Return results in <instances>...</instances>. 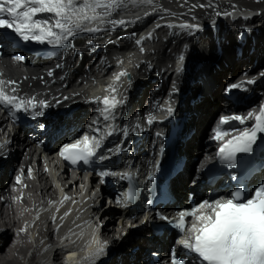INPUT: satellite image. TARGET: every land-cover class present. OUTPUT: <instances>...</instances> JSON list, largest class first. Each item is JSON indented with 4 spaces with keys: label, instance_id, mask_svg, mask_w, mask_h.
<instances>
[{
    "label": "bare ground",
    "instance_id": "1",
    "mask_svg": "<svg viewBox=\"0 0 264 264\" xmlns=\"http://www.w3.org/2000/svg\"><path fill=\"white\" fill-rule=\"evenodd\" d=\"M255 2L257 3L255 4ZM208 3L209 0H155L154 5H138L132 3L131 0H126V7L113 14L112 19H124L130 22L115 27L111 24L103 25L102 27L105 28V31L95 34L93 38L87 40L92 42H104V49L107 51L110 49L108 37L117 35L118 31L124 28L133 27L137 18L145 20L157 19L158 17H174L173 19H175L180 16L189 17L191 19L210 18L214 15L216 9L222 7V4L235 5L238 3L250 6L254 11L261 10L262 16L258 15V17L252 21L248 26V33L255 32L257 25H262L264 18V0H211L213 7L202 8L198 6L201 4L207 5ZM193 5H197V7H193ZM145 13L151 14L146 15ZM172 13L175 15H172ZM181 21L184 23L194 22V20ZM226 25L228 24L224 23V26ZM217 29L219 31L218 33L213 30L202 32L204 35L203 37L206 36L205 41L207 42V46L196 44V47L200 46V49H202V56H206L207 52H209V56L211 57L209 59L193 58L192 55L195 44H193V39L186 40L185 36L182 38H175L173 41H168L165 44L161 42L152 44V48L158 49L161 52L152 54L154 56L153 58L151 56L146 57V59L151 61L150 65L153 66V69H164L161 78L166 76L169 69H173L174 71V69L181 65L179 61L175 64L171 63L173 60L171 54L177 49L183 47L184 53L190 54L193 59H199V62H201L200 68L188 69L189 75L192 77L191 79H200L204 81L202 85L194 83L191 88H187L191 94V98L199 103L193 108L188 109V112L191 113L192 116L187 124L195 129V135L185 144L183 150V153L187 155L189 159L193 151L200 153L207 148V153H210L212 150L213 144H208V142L204 143L203 140L209 137L205 131L206 129H210L214 122L213 116L219 110L218 101L223 100L222 94H219V92L217 94L219 90L218 87L221 85L218 84L219 78L225 73L235 74L237 71L243 73V69L246 73V70L251 66H253V69H256L261 65L264 59L263 28L262 32L252 34V38H255V45L251 44L252 38L250 36H248L249 39L244 43L245 39L239 36L240 32L235 23H231L226 32L223 31V25L219 24ZM164 34L165 33L161 30H157L153 35L154 38L158 39ZM211 35H215L217 40H215V38H209ZM231 36H233L232 39ZM76 42L78 43V48L83 47V44H81L78 39H76ZM240 45H243V47ZM88 47L89 45L84 47L83 59H85L91 50V48L88 49ZM100 47L101 45L99 48ZM218 48H220V50H218ZM252 49L254 52L250 54ZM109 55L114 56L112 52H109ZM79 62L80 61L76 58L70 60L68 67H65L66 76L70 77L78 73L77 65ZM214 66H217V70L220 71L215 70ZM0 68H2L5 73L12 74L13 72L9 69L11 68L9 63H3ZM92 68L93 66L90 67V70ZM263 69L264 65L261 67V71ZM140 71L141 69L139 73ZM83 74H85L84 68L80 76H75L73 82L68 84L69 86L66 91H72L77 88L83 90ZM149 79H151V77ZM223 81L224 84L225 80ZM163 84L165 85L166 82ZM204 87H206V89H204ZM261 88L260 92L264 87ZM258 90L259 89H257V91ZM211 98L212 100H210ZM253 98L255 100L258 99L256 94L253 95ZM255 100L252 99V101ZM216 116H218V114ZM79 117L80 114H76L75 122H77ZM7 148L5 152L8 154L7 160L5 162L0 161V264H46L45 258L40 256L41 251L43 254L46 253L43 251L44 246H46V249L48 246L52 248V251L49 252L52 264H57L61 259H63V263L60 262L59 264H87L89 260L85 261L82 256L77 258L70 250L77 251V249H79L81 254L87 257L89 252L95 248L94 244H90L95 236L93 232L95 227L88 225L87 222L99 216L100 224L101 219L103 220L109 217L101 229V236L103 238H109L111 233H115V226L113 227V223H115L116 215L113 214L110 209L107 212L101 213L102 208L95 205L100 197L93 196L89 201L88 211L90 212V218L88 215H83L77 223L76 217L73 215L75 207L70 208V201H63V203H61L63 198L62 194L56 191L57 188L64 185V177H61L59 180H55L51 177L47 166L36 160L37 152L34 150L31 143L23 144L18 141V139L13 138L12 144ZM255 148H257V146H253V149ZM1 149L0 147V151ZM189 166L193 168L194 164L190 162ZM29 170H31V176L28 175ZM17 176H20L22 180L19 184L16 181ZM182 182L183 180L177 181L175 187L180 189V187L183 186ZM88 184L93 186L95 184V179H91ZM72 185H79L81 189L84 190V185L80 178H78L76 182L74 181ZM68 189L70 190V188ZM179 192L182 191L179 190ZM101 200V204H104L105 200L103 198H101ZM105 208H108V206H105ZM68 209H70V211ZM66 212L69 213V215L65 216ZM53 217H55V220H53ZM30 223H32V226L29 228ZM134 224V222L130 223V227ZM67 227H69L70 230L60 235V232ZM121 227L123 228V225ZM125 227L127 229V225ZM21 229L24 230L21 231ZM146 230L147 231L144 233H138V236L135 233L127 232L120 244H115L112 248V252L114 251L115 253H113L114 255H109V257H112L111 264L114 263L116 259L115 256L121 258L122 264H144L145 262L141 260L142 257L152 253L162 252L168 248L170 239L166 237V230H164L163 235L160 237L150 235L151 232H149L148 229ZM26 232L27 234L30 232V236H28ZM67 237L68 239L66 240ZM144 238H148V241ZM57 242H68L70 244V250L65 251L61 248V251H59L55 249ZM116 245L117 247L115 248ZM146 251H148V253ZM109 257L105 264L109 261ZM130 258L132 262L129 263L128 259Z\"/></svg>",
    "mask_w": 264,
    "mask_h": 264
},
{
    "label": "snow or ice",
    "instance_id": "2",
    "mask_svg": "<svg viewBox=\"0 0 264 264\" xmlns=\"http://www.w3.org/2000/svg\"><path fill=\"white\" fill-rule=\"evenodd\" d=\"M131 2L138 5H154L155 0H131ZM198 6L213 7L211 0L207 5ZM125 7L126 0H0V29L10 30L24 42L34 41L61 46L77 33L98 34L105 31L102 25L111 24L115 27L129 23L130 21L124 19H112L113 14ZM230 14L225 13V15ZM172 15L175 14L172 13ZM166 26L177 27L172 24ZM156 27L161 25L157 24ZM178 27L199 30L198 25L187 23L180 24ZM189 34L191 35L192 32ZM150 37L151 33H149ZM137 43L141 41L137 40ZM13 59L23 62L25 58L16 55ZM183 59V56L179 57L181 62ZM51 74L50 72L49 75ZM128 76L127 71L115 74L114 83L105 88L109 95L94 97L90 101L101 105L97 108V112L105 122L115 120L116 109L125 103L123 99H118V92L121 78ZM261 76H264V73H261ZM255 82V80L247 81L248 84ZM239 87L241 85L232 84L229 89ZM0 106L6 108L13 117L15 113L25 112L35 118L43 115V109L51 105L46 100H37L35 96L19 95L16 81L0 79ZM167 112L171 115L173 109L168 107ZM249 119L253 120L251 127H245L242 131L235 127V124L245 125ZM154 121L155 117L151 115L147 117L149 125ZM93 124L98 125V121H93ZM90 128L94 134L85 133L72 143L61 147L59 155L71 165L80 163L89 165L94 161H104L109 158L103 155L101 150L105 136L115 133L114 126L106 124L103 133L99 126L94 128L90 126ZM213 131L212 139L220 144L216 152L218 160L229 168L235 167L237 156L251 153L258 134L264 133V104L260 106L258 113L250 111L247 117L235 114L222 115L218 126ZM233 132L237 135L232 136ZM123 134L127 135V129ZM157 135L159 136L160 133ZM229 136H231L230 139H225ZM109 151L112 150L109 149ZM112 174L106 171L98 173L102 183L104 177ZM28 175L31 176V170ZM121 178L128 179L130 184L117 203L127 206L136 201L137 190L131 183L133 181L131 174H122ZM16 181L19 184L21 177L17 176ZM67 215L69 213H65V216ZM160 218L169 220V217L163 215H160ZM188 218H192L190 227L187 226ZM169 222L180 233L181 238L176 243L186 252L194 254L191 264H264V184L257 186L247 198L243 190L238 189L232 192L229 198L203 200L190 209L181 210L178 219L169 220ZM90 244H95L96 247L85 259L94 261L105 252L107 241H100L94 236ZM171 264H190V262L179 259L176 256V249L173 248Z\"/></svg>",
    "mask_w": 264,
    "mask_h": 264
},
{
    "label": "rangeland",
    "instance_id": "3",
    "mask_svg": "<svg viewBox=\"0 0 264 264\" xmlns=\"http://www.w3.org/2000/svg\"><path fill=\"white\" fill-rule=\"evenodd\" d=\"M250 10V9H249ZM251 11V10H250ZM259 11H261L260 9H259ZM165 22H167V21H165ZM232 37L233 36H231V39H232ZM211 39H213V38H211ZM202 42H199V44H201ZM264 44V43H263ZM197 50V51H196ZM254 52V50L252 49V51H250V54H252ZM192 57L193 58H199V59H202V58H211L210 56H209V52H207V55L206 56H202V49H200V46H197L196 47V44H195V47H194V52H193V55H192ZM199 59H195L194 61H199ZM207 60V59H206ZM210 62V61H209ZM214 69L215 70H217V66H214ZM217 71H220V70H217ZM243 72H244V69H243ZM237 73H240V71H237ZM229 77V74L228 73H225L223 76H221L220 78H219V81H218V84L220 85L218 88H219V90H218V88H217V94H218V92H219V94H221V89H222V85H224L223 84V80H227V78ZM196 81H197V83H200L201 85L204 83V81L203 80H200V79H197V80H195V81H193V82H195L196 83ZM203 81V82H202ZM204 86V85H203ZM204 89H206V87H204ZM210 100H212V98L210 99ZM223 102H225V101H218V105H219V108L221 107V105H222V103ZM198 102H195V104L196 105H198L197 104ZM91 222V223H90ZM90 222H87V224L88 225H91L92 227H95V225H93V223H92V221H90ZM113 227H114V225H113ZM137 231V230H136ZM134 232L135 234H137V236H138V233H144L145 232V230L144 229H139L138 230V232ZM94 234L96 233L95 232V229H94ZM26 234H27V232H26ZM28 235V234H27ZM144 239H146V241H148V238H144ZM117 245H119V243L117 244ZM116 245V246H117ZM115 246V247H116ZM78 248V247H77ZM146 249H147V247H146ZM63 250H65V251H69L70 250V248H65V247H63ZM43 251H45L46 253H44L43 254V252L41 251V255L40 256H42V257H44L45 258V262H46V264H52V259H51V257H50V255H49V252L50 251H52V248L51 247H47V249H46V246H44L43 247ZM70 252H73L74 254H75V256L78 258L79 256H82L83 257V259L85 260V261H88V260H86L85 258V256L84 255H82L81 254V252L79 251V249H77V251L76 250H70ZM153 252V251H152ZM116 257V259L114 260V263L113 264H122L121 263V258L120 257H118V256H115ZM118 257V258H117ZM60 258H61V255H60ZM111 260H112V257L109 259V261L107 262V264H111ZM60 262H62L63 263V259H61V261ZM60 262H58L57 264H59ZM128 262L130 263V262H132V260H131V258L130 259H128Z\"/></svg>",
    "mask_w": 264,
    "mask_h": 264
},
{
    "label": "water",
    "instance_id": "4",
    "mask_svg": "<svg viewBox=\"0 0 264 264\" xmlns=\"http://www.w3.org/2000/svg\"><path fill=\"white\" fill-rule=\"evenodd\" d=\"M170 246V244L168 245V247Z\"/></svg>",
    "mask_w": 264,
    "mask_h": 264
}]
</instances>
